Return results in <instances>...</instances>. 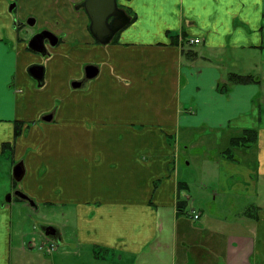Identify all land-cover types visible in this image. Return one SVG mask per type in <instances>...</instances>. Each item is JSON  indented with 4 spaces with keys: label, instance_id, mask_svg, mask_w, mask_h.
<instances>
[{
    "label": "crops",
    "instance_id": "obj_1",
    "mask_svg": "<svg viewBox=\"0 0 264 264\" xmlns=\"http://www.w3.org/2000/svg\"><path fill=\"white\" fill-rule=\"evenodd\" d=\"M84 1L0 0V156L12 151L28 176L32 164L25 165L23 150L35 138L23 130L16 136V127L56 122L51 108L33 105L65 94L60 110L70 112L78 101L81 165L92 169L94 180H107L91 184L89 198L103 203L77 210L80 249L102 260L95 249H108L135 264L138 256L169 248L173 238L185 264L192 253L203 262L212 254L218 264H264V0H120L129 22L107 44L91 34ZM31 18L29 36L20 33L15 19L26 24ZM39 30L60 41L49 59L28 48ZM32 65L45 66L42 88L27 72ZM84 66L98 74L74 88ZM231 74L252 81L232 85ZM48 114L53 120L43 122ZM109 122L116 126L110 133L103 126ZM223 129L230 131L225 139L216 133ZM248 130L256 132L254 143L235 146ZM105 142L114 152L103 163L98 150ZM52 169L71 181L59 165ZM60 181L26 177L13 191L35 203L57 188L71 189ZM15 200L28 204L15 197L0 201V264H12L15 250L35 249L20 231L14 246ZM195 201L200 209H193ZM46 237L39 250H58L52 245L64 240L61 232L59 240Z\"/></svg>",
    "mask_w": 264,
    "mask_h": 264
},
{
    "label": "rangeland",
    "instance_id": "obj_2",
    "mask_svg": "<svg viewBox=\"0 0 264 264\" xmlns=\"http://www.w3.org/2000/svg\"><path fill=\"white\" fill-rule=\"evenodd\" d=\"M19 31L22 34L29 36L31 28L26 26L25 29ZM67 97L68 96L65 94H57L52 101V98L49 99L45 96L41 97L39 104L37 102L33 105L34 109L36 107L42 108L46 106L48 109L51 108L55 111L57 121L52 122L47 128L40 127V122L36 124L31 121H29L28 124L24 123L25 126H20V129L23 131H32L35 138L32 139L30 143H27L28 148H24L23 150L25 165L29 167V165L32 164V170H28L29 174L28 176L25 174L24 178L26 179L27 177L31 181V177H33L39 181L44 180V183H46L49 179L50 183H57L61 180L60 174L56 169H52V166L55 168L56 165H59L60 168L64 170L65 175L71 180L70 182H68L67 179L64 181L61 180L59 185L63 188L60 183L67 182V185H70L71 189L67 188L62 190L61 188H57L55 193L50 194L51 198H49L48 195H43L44 200L35 202V207L29 205V203H18V200L13 202V232H15L14 246H16V249L18 248V242H20L18 235L20 231V235L22 234V241L25 239L26 246L33 241L35 249L26 250L21 254L18 250H15L14 261L12 264H18L19 259L22 264H133V260H131V258L128 259L127 256H125L123 260H120V253L118 255H114V253L106 254L105 251H103L108 249L102 250V248L98 247L95 249L97 252H100L99 254L105 259L102 260L101 258H96L94 256L91 251L92 249L82 250L79 247L77 232L82 229V222L78 217L77 210L79 211V208H81L84 204H88V206L93 207L94 204L103 203L101 198L95 197L97 200L89 198L92 188L91 184L100 185L102 183H106L107 180L105 177L102 181L99 178L94 180L91 172L92 169L89 167L84 169L81 165L83 162V156L85 155L83 152H85V150L82 146V141L79 138L81 123L80 112L77 108L78 101L74 99L75 103L71 105L72 110L70 112L62 111L60 110L62 101L64 98L67 99ZM63 121H66V123L64 124ZM19 124L20 123H18V125ZM103 126L108 133H110L112 129H116L115 123L112 124L111 122ZM201 130L209 132L208 128ZM201 130L198 131V134L203 133ZM24 133L25 136H30V134L26 132ZM216 133L220 138L225 139L228 137L230 131L228 129H223L221 131H216ZM19 136H21V134ZM102 136L106 138L104 133ZM222 145L224 146V144ZM118 146L121 147L119 144ZM98 151L102 154L100 155V158L103 163H106L109 156L107 152L110 153V151L113 150L109 146V143L106 144L105 142L103 145L99 144ZM210 155H214L213 149L211 150ZM187 156L188 153L183 152L181 154V158H183L180 162L181 169L185 168L184 160ZM19 161L20 160L15 158L12 151H7L4 155L0 156L1 202L9 201V196L11 191L14 189V185L20 186L25 180L23 179L22 182L17 183L14 181L13 170ZM93 161L100 163L99 158ZM190 173H193L192 169H190ZM34 181L35 180L32 182ZM80 181H82V184L85 185L84 188L81 186ZM46 197L51 200H45ZM52 199H55V201ZM94 201L95 203H93ZM200 208L201 206H199L198 201H195L193 209ZM203 209L206 213L208 212L207 209ZM191 210L192 208H189V211ZM18 223H20L19 228ZM50 225H54L60 230L64 240L63 242H54V244L58 246V250L49 251L46 249L48 248V245H46L45 249L39 250V246L42 244V241H46L47 238L43 233V227ZM177 245L178 242L171 238L169 248H163V252L159 249L151 250L149 251V254L145 256H138L135 264H185L182 262L181 253L180 250H178ZM193 255L194 254L192 253V262L190 264H218L215 260L216 258L212 254L206 255L204 262L199 259V257H193Z\"/></svg>",
    "mask_w": 264,
    "mask_h": 264
},
{
    "label": "water",
    "instance_id": "obj_3",
    "mask_svg": "<svg viewBox=\"0 0 264 264\" xmlns=\"http://www.w3.org/2000/svg\"><path fill=\"white\" fill-rule=\"evenodd\" d=\"M15 4L10 6V10H13ZM86 11L88 18L90 19V32L102 44H107L114 38V36L125 27L129 19L124 10L118 6V0H85L81 6ZM28 25L34 26L35 19L28 20ZM46 41L50 46L54 47L58 43V38L50 31H42L35 34L28 42V48L34 53L41 54L43 56L47 53ZM91 69V70H90ZM28 74L36 81L39 86L43 84L45 76L44 65H32L27 70ZM98 74V68L94 66L86 67L87 79H93ZM79 84L77 83L76 86ZM52 116L50 117V119ZM47 120V119H46ZM14 179L20 182L25 176V168L23 165H16L13 170ZM20 198L33 202L27 195L22 192H16ZM10 200V199H9Z\"/></svg>",
    "mask_w": 264,
    "mask_h": 264
},
{
    "label": "flooded vegetation",
    "instance_id": "obj_4",
    "mask_svg": "<svg viewBox=\"0 0 264 264\" xmlns=\"http://www.w3.org/2000/svg\"><path fill=\"white\" fill-rule=\"evenodd\" d=\"M26 26H29L28 23L25 24V23L20 22L17 19H15V27L17 29L19 28V30H23V29L26 28ZM42 31H44V30H39L37 33H40ZM46 45H47V53H46L45 56H43L41 54H38V53H36V54H38L39 56L43 57L44 59H49L51 57V50L57 48L58 46H60V41L58 40V43L54 47L50 46V44H49L48 41H46ZM86 67L83 70V78H82V80L73 82L72 86L74 88H78L79 86H82L87 81V79H86L87 78L86 77ZM36 82H37V84L39 86L38 81H36ZM77 83L79 84L78 86H76ZM44 85H45V76H44L43 84L41 86H39V87L42 88V87H44ZM51 116H52V118L50 119ZM52 120H53V114H48V115H45V116L42 117V121L43 122H47L48 123V122H51ZM18 165H23L24 166V162L23 161H19ZM24 168H25V166H24ZM21 182H22V180H21ZM17 191L18 192H22L23 194H25L22 190L17 189V190H14L9 197L10 198L15 197L16 199H22V200H24L23 198H20L17 194H15ZM24 201H27L30 205H32L33 207H35V203L34 202H30L28 200H24ZM43 233H44L45 236H48L51 239H55V240H59L60 239V232H58V230H56V228L54 226H52V225L43 227Z\"/></svg>",
    "mask_w": 264,
    "mask_h": 264
},
{
    "label": "trees",
    "instance_id": "obj_5",
    "mask_svg": "<svg viewBox=\"0 0 264 264\" xmlns=\"http://www.w3.org/2000/svg\"><path fill=\"white\" fill-rule=\"evenodd\" d=\"M187 43V42H185ZM188 44V43H187ZM184 45V44H183ZM252 81V76H241V75H237V74H231L230 75V83L236 84V83H247V82H251ZM222 89H226L228 88V85H225L224 87H221ZM16 136H19L22 131L20 129V125H18V127H16ZM256 132L255 131H250L248 130L244 136L242 138H236V142H235V146H238L239 142H242L243 145H250L251 143H254L255 139H256ZM9 149L10 145H6L5 149ZM183 201L179 200L178 202V211L179 212H183Z\"/></svg>",
    "mask_w": 264,
    "mask_h": 264
},
{
    "label": "built area",
    "instance_id": "obj_6",
    "mask_svg": "<svg viewBox=\"0 0 264 264\" xmlns=\"http://www.w3.org/2000/svg\"><path fill=\"white\" fill-rule=\"evenodd\" d=\"M192 42H195V43H198L199 40H191ZM199 216L198 215H195V218L197 219Z\"/></svg>",
    "mask_w": 264,
    "mask_h": 264
}]
</instances>
